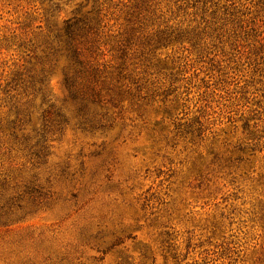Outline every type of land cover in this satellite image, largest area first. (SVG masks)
I'll use <instances>...</instances> for the list:
<instances>
[{"label":"rangeland","instance_id":"1","mask_svg":"<svg viewBox=\"0 0 264 264\" xmlns=\"http://www.w3.org/2000/svg\"><path fill=\"white\" fill-rule=\"evenodd\" d=\"M0 264H264V0H0Z\"/></svg>","mask_w":264,"mask_h":264}]
</instances>
